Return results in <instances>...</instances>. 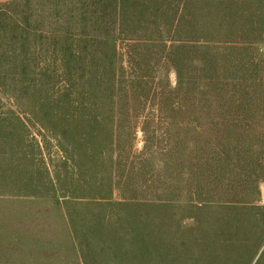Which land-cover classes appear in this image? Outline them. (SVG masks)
I'll use <instances>...</instances> for the list:
<instances>
[{
  "label": "rangeland",
  "instance_id": "obj_1",
  "mask_svg": "<svg viewBox=\"0 0 264 264\" xmlns=\"http://www.w3.org/2000/svg\"><path fill=\"white\" fill-rule=\"evenodd\" d=\"M0 264H264V0H0Z\"/></svg>",
  "mask_w": 264,
  "mask_h": 264
},
{
  "label": "trees",
  "instance_id": "obj_2",
  "mask_svg": "<svg viewBox=\"0 0 264 264\" xmlns=\"http://www.w3.org/2000/svg\"><path fill=\"white\" fill-rule=\"evenodd\" d=\"M95 40H97V41H99V42H102L103 44H108V43H110V39H108V41H105L104 38H100L99 36H98V38H95ZM93 52H94V51H93ZM93 52H92V53H93ZM78 53H79V52H78ZM93 55H97V51H96V53L94 52ZM77 56L80 57V55H77ZM105 59H108V58L105 57ZM110 59H111V58H110ZM110 59H109V60H110ZM104 61H105V60H104ZM105 67H106V64H105ZM99 83H100V84L102 83V80H101V79L99 80ZM130 232H132V231H130ZM173 243H174V244H178L177 241H175V242H173ZM188 243H190V245L192 244L191 242H184V243H181L180 245L184 247V246H186ZM142 249H143V247L140 249V251H139L138 253H141V252H142ZM143 251L145 252V250H143ZM192 251H194V249H192ZM225 251H226V252H229V250H225ZM199 254H200V256H201V252H200V253L198 252V255H199ZM90 258H91V260L94 259L93 256H91V255H90ZM88 263H89V262H88Z\"/></svg>",
  "mask_w": 264,
  "mask_h": 264
}]
</instances>
